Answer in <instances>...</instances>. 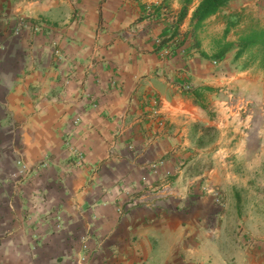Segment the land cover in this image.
Instances as JSON below:
<instances>
[{
  "label": "crops",
  "instance_id": "obj_1",
  "mask_svg": "<svg viewBox=\"0 0 264 264\" xmlns=\"http://www.w3.org/2000/svg\"><path fill=\"white\" fill-rule=\"evenodd\" d=\"M197 3L178 26L189 36ZM252 6L264 14V0H229L203 24L240 22ZM0 10L45 21L19 35L0 24V264H264V71L200 44L186 61L193 90L173 88L178 59L152 38L162 10L180 15L178 0H0ZM170 152L185 166L157 180L150 163ZM19 160L34 167L26 178L12 175ZM202 175L223 210L190 184ZM164 184L173 194L157 207L142 201Z\"/></svg>",
  "mask_w": 264,
  "mask_h": 264
},
{
  "label": "built area",
  "instance_id": "obj_2",
  "mask_svg": "<svg viewBox=\"0 0 264 264\" xmlns=\"http://www.w3.org/2000/svg\"><path fill=\"white\" fill-rule=\"evenodd\" d=\"M145 12L147 16L150 19L154 18V12L150 5H147L145 7ZM163 15L165 16L166 25H164V33L155 35L153 39V44L158 46V52L161 54V56L164 58V60H170L173 58L178 59V65L177 68L178 76H181V80H177L175 77L169 79L170 85L175 88L176 90L180 91L181 93H189L191 90H193V83L188 78V74L185 70L186 68V61L187 58L192 54L190 52V48L185 46V44L182 42L181 39L178 38V35L175 34V24L176 19L173 15H169L166 10H162ZM77 19H83L82 15L79 14V17ZM0 24L5 26H10V31L12 35H19L25 30H34L39 29L42 25L44 26L45 21L44 20H38L36 22L29 20L25 16L21 14H9L7 11L0 10ZM54 48V52L57 55L59 52V49L53 44L52 46ZM216 61H214L215 63ZM181 74V75H180ZM226 95L229 96L230 99H236L237 96H235L231 92H226ZM155 102V101H154ZM155 104H153L152 108L149 110V113H145V115H150V117H153L156 115V109ZM69 135V134H68ZM69 139V138H68ZM65 140V147L69 149L70 151V159L74 164L76 165H82L85 162V156L83 151L76 145L71 144L69 140ZM48 159L41 161L35 168H42L47 163ZM173 163V167L166 169L164 168L165 164L168 162ZM185 166V158H179L176 160L174 158L173 153H167L164 156L158 157L156 160L150 163V171L154 174V176L157 178V180L162 179H170L171 177L179 176L182 169ZM34 167L27 166L24 162L21 160L17 161V168L15 172L12 174L14 177L17 178H26L28 177L29 173L32 171ZM162 168H164V172L160 171ZM190 184H194L195 189L197 190V193L200 196H205L210 199L212 204L215 205V207L219 210H223L225 206V199L224 196L216 186H214L208 179L206 175H202L198 177L195 181H192ZM162 188V189H161ZM159 189V190H157ZM156 189V193H149L150 196L147 198L144 193H146L143 190H139V192L143 193L144 195H141L144 200V203L149 204V206L154 209L158 206V201L164 198H167L173 194V190L171 189V184H164L162 187H158ZM123 192L128 193L127 190H123ZM138 192V191H135ZM145 199L147 200L145 202ZM145 205V204H144ZM246 244L249 246H252L253 244L257 243L254 239L247 238L245 240Z\"/></svg>",
  "mask_w": 264,
  "mask_h": 264
},
{
  "label": "trees",
  "instance_id": "obj_3",
  "mask_svg": "<svg viewBox=\"0 0 264 264\" xmlns=\"http://www.w3.org/2000/svg\"><path fill=\"white\" fill-rule=\"evenodd\" d=\"M170 0H161V3L167 4ZM181 5L179 21L181 22L187 14L188 6L193 0H178ZM229 0H198L195 8L190 16L191 30H196L203 24L205 19L217 13ZM227 22L224 27L223 35L226 37L230 30V24L236 23L234 21ZM232 47H236L234 54L235 60L241 58L242 55H249V62H255L260 68L264 70V26L261 24H249L242 27L237 34L235 41L226 40L219 51L215 53L217 61ZM206 133L213 137V128L211 126L205 127Z\"/></svg>",
  "mask_w": 264,
  "mask_h": 264
},
{
  "label": "rangeland",
  "instance_id": "obj_4",
  "mask_svg": "<svg viewBox=\"0 0 264 264\" xmlns=\"http://www.w3.org/2000/svg\"><path fill=\"white\" fill-rule=\"evenodd\" d=\"M254 9H255L254 6L247 7V10H245L241 14V18H240L241 21L240 22L237 21L236 23L230 24V31L227 33L226 37L223 35L224 27L227 25V22H229L228 20L235 21L236 20L235 17L227 18L226 14H223L220 15L221 17H219L212 24L210 23L208 25L202 24L201 26L196 28V30L191 31L190 36L193 42L190 40V36L187 31L181 32L179 30L178 26L181 24V22L179 21L180 15L177 16L173 14V16H176L175 34L178 35V38L182 40L185 46L190 48V52L194 53L200 47V44L201 46L205 44V49L207 51H204L203 53L206 55L211 54L214 57L215 53L219 51L222 44L227 40V36L229 37V41H235L237 34L240 32L243 26L249 24H261L264 26V14H259ZM153 46L158 48V46L155 45V43L153 44ZM236 49H237L236 47H232L230 48L229 51L235 54ZM249 60H251L249 59V55L244 54L241 56V58H239V63L240 65H243V67H250L253 68L254 70L264 71L262 68L259 67L257 63L249 62ZM226 92H231L238 97L237 92H235V90L232 88L227 89ZM9 179L11 181L14 180L11 177ZM258 182L260 183L261 181Z\"/></svg>",
  "mask_w": 264,
  "mask_h": 264
}]
</instances>
